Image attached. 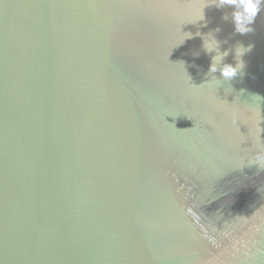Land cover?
<instances>
[{"label":"water","instance_id":"95a60500","mask_svg":"<svg viewBox=\"0 0 264 264\" xmlns=\"http://www.w3.org/2000/svg\"><path fill=\"white\" fill-rule=\"evenodd\" d=\"M208 3L0 0V264H264V11Z\"/></svg>","mask_w":264,"mask_h":264},{"label":"clouds","instance_id":"9594fccd","mask_svg":"<svg viewBox=\"0 0 264 264\" xmlns=\"http://www.w3.org/2000/svg\"><path fill=\"white\" fill-rule=\"evenodd\" d=\"M212 6L216 9H232L230 15L225 13L222 19L229 20L233 24L234 33L240 35H246L255 31L252 25L255 23L256 17L259 13L264 11V0H209V3L202 5L197 10V19L203 20V7ZM215 31H219L217 28ZM205 50L207 52H216V55L212 57V63L209 66V72L215 73L220 72L222 77L226 80H231L236 77L239 73H242L245 64L243 61L244 55L251 51L252 45L245 46L242 43H238L233 49L235 65L228 63H222L224 58L229 54L227 50L224 52L219 51V41L214 37L205 41ZM217 67V65H221ZM257 159L264 161V154H257Z\"/></svg>","mask_w":264,"mask_h":264},{"label":"snow or ice","instance_id":"6c2138e0","mask_svg":"<svg viewBox=\"0 0 264 264\" xmlns=\"http://www.w3.org/2000/svg\"><path fill=\"white\" fill-rule=\"evenodd\" d=\"M200 7V5L199 6H197V7H195V8H197V10H198V8Z\"/></svg>","mask_w":264,"mask_h":264}]
</instances>
